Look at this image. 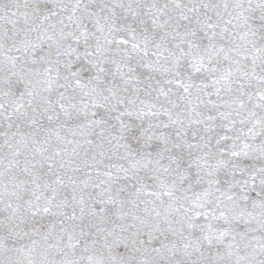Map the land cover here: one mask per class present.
Instances as JSON below:
<instances>
[{
  "label": "snow or ice",
  "instance_id": "6c2138e0",
  "mask_svg": "<svg viewBox=\"0 0 264 264\" xmlns=\"http://www.w3.org/2000/svg\"><path fill=\"white\" fill-rule=\"evenodd\" d=\"M0 264H264V0H0Z\"/></svg>",
  "mask_w": 264,
  "mask_h": 264
}]
</instances>
